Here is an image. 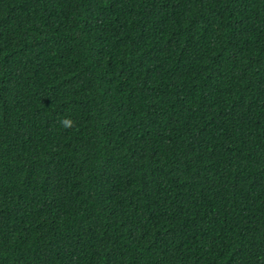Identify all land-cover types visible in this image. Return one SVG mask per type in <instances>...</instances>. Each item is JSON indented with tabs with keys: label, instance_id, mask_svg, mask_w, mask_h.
Returning a JSON list of instances; mask_svg holds the SVG:
<instances>
[{
	"label": "trees",
	"instance_id": "trees-1",
	"mask_svg": "<svg viewBox=\"0 0 264 264\" xmlns=\"http://www.w3.org/2000/svg\"><path fill=\"white\" fill-rule=\"evenodd\" d=\"M0 264H264V0H0Z\"/></svg>",
	"mask_w": 264,
	"mask_h": 264
},
{
	"label": "clouds",
	"instance_id": "clouds-1",
	"mask_svg": "<svg viewBox=\"0 0 264 264\" xmlns=\"http://www.w3.org/2000/svg\"><path fill=\"white\" fill-rule=\"evenodd\" d=\"M61 128L67 130L75 126V122L68 117H64L59 121Z\"/></svg>",
	"mask_w": 264,
	"mask_h": 264
}]
</instances>
